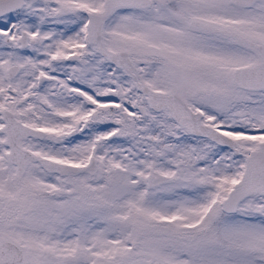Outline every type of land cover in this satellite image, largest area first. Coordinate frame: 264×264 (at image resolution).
Here are the masks:
<instances>
[{
	"label": "snow or ice",
	"instance_id": "obj_1",
	"mask_svg": "<svg viewBox=\"0 0 264 264\" xmlns=\"http://www.w3.org/2000/svg\"><path fill=\"white\" fill-rule=\"evenodd\" d=\"M0 264H264V0H0Z\"/></svg>",
	"mask_w": 264,
	"mask_h": 264
}]
</instances>
